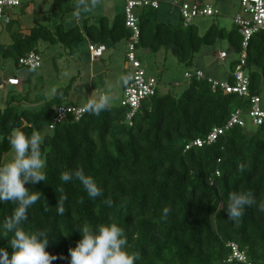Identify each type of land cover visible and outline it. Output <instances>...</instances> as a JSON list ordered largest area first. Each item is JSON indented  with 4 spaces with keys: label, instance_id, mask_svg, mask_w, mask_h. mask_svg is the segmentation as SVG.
I'll return each instance as SVG.
<instances>
[{
    "label": "trees",
    "instance_id": "1",
    "mask_svg": "<svg viewBox=\"0 0 264 264\" xmlns=\"http://www.w3.org/2000/svg\"><path fill=\"white\" fill-rule=\"evenodd\" d=\"M28 5L25 0L21 6ZM158 10H138L137 49L152 53L174 49L188 67L204 46L219 40H228L231 51L241 53L243 38L238 27L227 31L213 24L201 36L196 25L185 28L182 17L178 28L159 22ZM15 16L7 26L18 29L2 56L12 58L16 65L31 52L39 54L41 41L72 50L86 38L107 45L130 43L134 34L124 12L113 21L102 17L99 26L86 19L83 29L69 30L63 24L55 30L27 29ZM246 70L249 96L228 93L220 86L213 89L208 77H194L179 97L160 96L158 91L142 105L132 125L127 122L129 109L122 105L108 106L98 116L86 112L79 121L69 118L57 124L41 144L46 181L25 186L38 192L40 199L29 209L21 229L46 232V251L56 257L52 264H69V249L82 238L81 226L95 228L109 222L124 230L126 250L138 256L136 264H238L229 262L232 243L252 264H264V121L253 132L247 131L246 123L245 127L235 125L213 143L192 145L206 141L215 128L225 127L238 110L248 115L256 97L264 110V31L250 42ZM231 76L226 83L235 86ZM127 83L125 71L124 87ZM72 86L73 82L59 89L35 112L12 106L0 109V165L12 150L8 144L11 132L41 134L54 123L57 109L66 105ZM77 168L94 178L101 196L90 199L78 181L60 180L62 173ZM233 193L250 194L253 200L235 221L226 216L228 197ZM60 203L65 208L63 215L57 212ZM14 207L11 202L0 203V224L11 217ZM12 236L0 231V248L9 257Z\"/></svg>",
    "mask_w": 264,
    "mask_h": 264
},
{
    "label": "rangeland",
    "instance_id": "2",
    "mask_svg": "<svg viewBox=\"0 0 264 264\" xmlns=\"http://www.w3.org/2000/svg\"><path fill=\"white\" fill-rule=\"evenodd\" d=\"M158 21L171 24L173 28L182 26L180 6L185 3L201 4L218 10L212 17H200L193 21L204 36L210 27L215 24L218 28L231 31L235 27V19L240 12L241 0H159ZM177 2L180 6L175 4ZM28 6L14 9L24 28L46 27L55 30L57 24H63L65 30L79 26L83 29L84 21L100 25L102 17L107 16L110 21L125 11L124 0H26ZM17 26L9 28L0 24V109L8 106L16 107L20 111L35 112L51 100L56 92L73 82L66 105L83 107L89 101L99 100L102 95L110 97L109 106L119 107L124 97V74L127 66V52L129 43L122 41L117 44L108 43L107 52L103 57L93 61L90 46L93 44L88 38L73 45L72 50L62 44L51 45L41 41L38 49L42 58L41 68L31 70V77L23 79L21 70L16 62L10 58H3L6 47L12 42L13 33ZM222 52L228 58L221 60L218 55ZM136 54L148 75L155 76L159 82V95L172 94L179 97L188 88L190 80L186 77L189 72L202 71L206 77L226 82L232 73V63L238 54L231 51L228 40H219L213 46H204L197 53L191 67L181 62L177 54L171 50H161L152 53L140 48ZM18 77L21 85L11 88L6 85L8 79ZM243 119L247 131L253 132L256 127L248 115ZM46 127L40 134L43 138L50 134ZM14 151L5 155L3 164L14 159ZM45 160V158H43ZM46 165V160H45Z\"/></svg>",
    "mask_w": 264,
    "mask_h": 264
},
{
    "label": "clouds",
    "instance_id": "3",
    "mask_svg": "<svg viewBox=\"0 0 264 264\" xmlns=\"http://www.w3.org/2000/svg\"><path fill=\"white\" fill-rule=\"evenodd\" d=\"M109 103L108 95H102L98 101L89 99L84 111L98 116L108 108ZM8 144L15 155L11 162L0 165V203L11 202L15 207L11 217L0 224V231L13 234L8 241L11 255L9 257L6 249L0 248V264H52L56 257L46 251L49 244L46 232L30 233L20 227L28 220L29 209L40 199L38 192L29 191L25 186L39 184L47 179L43 171L45 160L41 152L42 137L37 132L26 136L16 129L8 136ZM60 180L78 181L90 199L95 200L102 195L94 178L86 175L83 168L62 173ZM252 204L250 194H230L226 216L238 220L245 206ZM261 208L264 209V205ZM57 212L59 215L65 213L61 203ZM78 230L82 238L74 248L69 249V264H136L138 256L126 250L128 241L124 230L117 223L99 224L95 228L85 224Z\"/></svg>",
    "mask_w": 264,
    "mask_h": 264
},
{
    "label": "built area",
    "instance_id": "4",
    "mask_svg": "<svg viewBox=\"0 0 264 264\" xmlns=\"http://www.w3.org/2000/svg\"><path fill=\"white\" fill-rule=\"evenodd\" d=\"M111 1V0H102ZM25 0H0V24H9L14 18V9L20 7ZM177 6H180L175 2ZM153 7L159 9L160 1L158 0H126V7L124 13L126 14V25L133 31L132 42L129 43L128 52L126 55L127 66L126 71L128 74V83L124 87V97L122 100V106L129 109L127 115V122L132 125L134 116L141 111L142 105L157 95L159 91L160 82L155 76L148 75L144 69L141 61L136 54V45L140 39V27L138 24V10L141 8ZM218 14V10H213L211 7H204L201 4H189L185 3L180 6V15L183 20V26L188 28L193 24V21L200 17H212ZM235 26L239 28V32L242 35V51L238 54V58L235 62V69L232 71V80L235 82V86L226 82H219L209 78V82L212 83L213 89L218 86L226 90L228 93H238L241 96H249V74L247 73V59L248 48L250 42L255 35L264 31V0H241L240 12L235 19ZM107 51L105 45H91L90 52L92 60H98L103 57ZM221 60L228 58L226 52H222L218 55ZM42 58L37 52H31L25 57L21 58L18 63L20 69L35 70L41 68ZM189 80L196 77L198 80L206 79V75L202 71L189 72L186 74ZM21 83V79L13 77L7 80L6 85L11 87H17ZM3 86H0L2 89ZM86 113L83 107L75 105H63L57 109L54 123L49 127L51 130L55 126L63 121L72 118L75 121H79ZM248 116L252 119L254 126H259L264 121V110L261 106V99L256 97L252 100V106L247 112ZM244 112L238 110L229 120L225 127L215 128L209 135L206 141L197 140L192 145L203 146L205 143L215 142L219 136L223 135L226 131L240 125L245 127V121L243 119ZM190 145V146H192ZM189 146V148H190ZM232 256L229 262L237 261L238 264H252L248 256L240 250L237 244H231Z\"/></svg>",
    "mask_w": 264,
    "mask_h": 264
},
{
    "label": "crops",
    "instance_id": "5",
    "mask_svg": "<svg viewBox=\"0 0 264 264\" xmlns=\"http://www.w3.org/2000/svg\"><path fill=\"white\" fill-rule=\"evenodd\" d=\"M124 1H126V0H124ZM159 1V0H158ZM107 52V51H106ZM125 71H126V68H125ZM31 77V73H29V74H27V73H25L24 74V76L22 77L23 79H28V78H30ZM20 85H21V83H20ZM12 89H14V87H11Z\"/></svg>",
    "mask_w": 264,
    "mask_h": 264
},
{
    "label": "water",
    "instance_id": "6",
    "mask_svg": "<svg viewBox=\"0 0 264 264\" xmlns=\"http://www.w3.org/2000/svg\"><path fill=\"white\" fill-rule=\"evenodd\" d=\"M173 50H174V49H173ZM176 54H177V53H176ZM25 73L29 74L30 71H29L28 69H22V70H21V73H20V74H21V77H23Z\"/></svg>",
    "mask_w": 264,
    "mask_h": 264
}]
</instances>
